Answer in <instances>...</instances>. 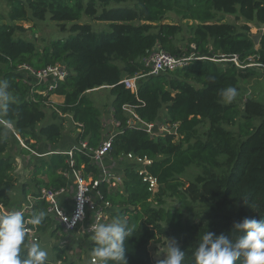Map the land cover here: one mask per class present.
I'll return each mask as SVG.
<instances>
[{"label": "trees", "instance_id": "1", "mask_svg": "<svg viewBox=\"0 0 264 264\" xmlns=\"http://www.w3.org/2000/svg\"><path fill=\"white\" fill-rule=\"evenodd\" d=\"M6 7V11H0V80L8 81L13 99L7 117L0 119L10 121L13 130L6 139L0 136V201L4 205L9 202L7 186L14 181L13 164L5 153L11 140L16 141L15 134L33 150L40 140L51 145L50 152L37 156L40 159L32 167L33 194L42 186L68 185L62 172L70 167V160L85 178L94 181L100 176L87 154L73 150L68 155L59 142L65 135L66 117L62 115L81 123L76 143L86 140L94 147L100 142L104 133L102 111L87 92L106 87L112 96L111 116L120 130L113 136L109 158L118 159L129 152L147 155L152 159L147 170L158 181L157 190L148 191L133 164L127 162L117 188L106 181L96 185L111 204L107 210L111 221L124 217L129 226H134L133 234L125 241L128 264H157L149 244L168 237L176 239L184 250L183 264H196L194 253L207 231L235 240L240 233L232 229L234 222L245 217L264 219V104L249 97L243 99L242 106L225 103L220 95L229 86L238 89L240 80L257 76L264 67V28L256 46L248 34V25L238 28L217 18L219 13L234 14L264 25V0H6ZM168 13L192 23H162ZM83 15L107 22L108 30L95 31L90 24L81 23ZM47 17L60 23L67 36L38 48L26 37L19 22ZM154 46L173 55L194 52L208 58L193 59L171 71L147 74L137 81V91L133 93L122 79L148 72L142 60ZM220 54H237L243 63H249L246 58L252 56V64L236 66L225 62L222 66L209 58ZM23 63L36 70L63 63L69 74L49 90L17 72V66ZM43 90L46 95L39 93ZM53 94L63 96V103L47 105L48 96ZM125 105L145 122L163 119L177 123V133L151 138L143 129L128 125ZM46 117L48 120L42 123ZM4 131L0 123V134ZM28 148L21 151L27 153ZM191 165L201 167V173L194 181L186 182L181 176ZM22 194H28L25 184ZM168 199L174 203L167 205ZM196 203L210 209L206 215L208 228L188 216ZM45 205L43 200H35L28 217L44 212ZM50 223L45 215L42 223L34 227L41 231ZM82 237L93 255L91 236ZM25 243L29 245L28 235ZM63 256L61 250L56 258L61 260ZM234 264H242V259Z\"/></svg>", "mask_w": 264, "mask_h": 264}, {"label": "built area", "instance_id": "2", "mask_svg": "<svg viewBox=\"0 0 264 264\" xmlns=\"http://www.w3.org/2000/svg\"><path fill=\"white\" fill-rule=\"evenodd\" d=\"M192 49L194 44L190 45ZM208 58L207 56H199L192 52L191 54L173 55L161 49L159 46H154L142 60L143 64L148 68L146 74L135 73L132 76H126L122 79L124 86L131 92L136 93L137 81L147 74H158L167 72L176 68L184 67L193 59ZM214 61L230 62L236 66L251 65V56L246 59L249 63H243L237 54L223 55L218 57H209ZM17 72L24 74V77L33 79L36 83H42L47 86V89H52L58 81L64 80L69 69L63 63H56L40 69H33L31 66L23 63L17 66ZM97 89V88H96ZM40 94L46 95V90L39 91ZM47 105L53 106L50 101ZM124 110L129 113L127 123L131 127L143 129L151 138L157 139L166 134L177 133V123H169L165 120L155 122H145L141 120L134 112L131 106L125 105ZM56 110V108L54 107ZM57 112L61 114L58 110ZM63 116V115H62ZM115 126L119 123L113 120ZM81 127V123H77ZM120 131L119 129L116 131ZM116 132H110L104 137L96 147L88 145L86 140H79L67 150H63L68 155L72 154L73 150L83 151L87 154L93 164H95L100 172V176L94 181L92 178H85L80 170L74 169L73 161H68L69 168L62 172L68 179V185L60 188L45 187L38 188L35 194H27V203L20 209L14 211H22L25 219H29L28 213L32 210L35 200H43L46 205L44 213L51 220V227L58 234L69 233L74 235L92 236L91 227L97 223H106L108 216L107 210L111 207L108 200L103 198V195L96 190V185L101 181L109 182L110 186H119L122 182V176L111 171L110 165L106 159L112 148V139ZM22 139L20 140V142ZM33 154L35 151L30 150ZM59 150H54L58 152ZM121 158L132 163L141 181L147 186V190L154 192L157 190L158 181L155 176L148 172L147 166L152 163V159L147 155H139L134 153H123ZM69 188L72 193L69 194ZM8 211L0 203V214H7ZM29 242H32L36 229L30 224L27 225ZM92 262H95V257L92 256Z\"/></svg>", "mask_w": 264, "mask_h": 264}, {"label": "rangeland", "instance_id": "3", "mask_svg": "<svg viewBox=\"0 0 264 264\" xmlns=\"http://www.w3.org/2000/svg\"><path fill=\"white\" fill-rule=\"evenodd\" d=\"M8 8L6 7V0H0V11H6ZM217 18L221 22H227L234 24L236 27L240 28L242 24H246L249 26L248 34L251 38L254 35L261 34V31L264 28L263 24H259L257 22H247L242 17L231 14H221L217 15ZM81 23H88L92 26L95 31L108 30L107 22L104 21H95L89 18L88 16L83 15ZM162 23H171V24H179L184 26L186 23H192V21L181 20L180 17L176 16L173 13H168L167 18ZM19 24L25 29V34L28 39H31L38 48L42 47L46 42L57 39L61 37L67 36V33L60 29V23L50 20L48 17L42 21L35 22H19ZM71 23H67L70 25ZM186 34L183 33V37ZM257 46V45H256ZM252 58V56H251ZM225 65V62H219ZM259 70L257 76L249 77L247 79L240 80L239 88L237 89L238 95L233 102L238 103L242 106L243 99L246 97L252 98L256 101L262 102L264 104V75H262V69ZM21 73V72H20ZM260 75V76H259ZM87 96L97 105L102 111V121L104 124V134L110 131L108 129H115L111 122H114L111 116L110 111V103L112 100V96L109 93V90L106 87L97 88L93 91L87 92ZM51 102V101H50ZM51 104H53L51 102ZM164 110L160 111L161 117L164 115ZM49 115V111L47 112V116ZM112 119V120H111ZM47 117L42 121V123L46 122ZM163 120V119H162ZM229 128V126H226ZM74 129L73 126L69 123V118L66 117L63 121V130L68 131L70 129ZM236 130V127H232ZM32 143V141H31ZM25 146V142H18L16 145H10L5 154H7L14 164V170H11V174L13 177V184L7 186V195L9 196V202L7 205H4L2 201H0L1 205L5 207L8 211H14L24 202V197L22 194V184L26 185V190L28 194H33L35 186L32 182L31 172L33 171V165L39 161V157L46 155L50 151V147L42 140L38 141L36 144V149L39 150L36 156H30L27 153H23L21 149ZM65 148V146H61ZM25 148V147H24ZM30 154H33L31 151ZM25 156H24V155ZM127 160L122 158L112 159L109 158V165L111 171L115 174H122V167L127 163ZM201 173V167L196 165L189 166L185 173L181 176L186 182L194 181V178ZM33 188V189H32ZM38 190V189H37ZM72 189L69 188V194H71ZM27 199V196H25ZM172 199H168L167 205L173 204ZM210 209L201 204L196 203L194 210L188 214V216L195 222L199 224L203 228H208L209 222L207 220V212ZM50 226V227H49ZM48 226V229L45 230H37L35 232V236L32 242H29V245L32 243H37L40 247L47 251L48 260L54 264H95V262L91 261L92 254L87 250V242L84 240L82 236L61 233L58 234L56 230L53 231L51 224ZM168 239L172 240L174 238H162L158 242H152L149 244V251L151 257L154 260L163 259L167 254V245ZM176 241V239H175ZM177 242V241H176ZM178 246L180 244L177 242ZM64 251V256L61 260H57L56 255L59 251Z\"/></svg>", "mask_w": 264, "mask_h": 264}, {"label": "clouds", "instance_id": "4", "mask_svg": "<svg viewBox=\"0 0 264 264\" xmlns=\"http://www.w3.org/2000/svg\"><path fill=\"white\" fill-rule=\"evenodd\" d=\"M7 80H0V118L7 117L13 97ZM225 103H232L238 95L235 87L220 91ZM5 131L0 134L6 139L13 125L0 119ZM45 218L43 211L34 212L25 219L22 211L0 214V264H47L48 253L39 244L27 245V225H40ZM239 237L235 240L221 233L207 231L194 253L196 264H234L242 259V264H264V219L245 217L234 222L233 228ZM91 240L94 242L95 264H128L125 241L134 232L127 218L116 217L110 223H97L91 227ZM26 250V255L24 254ZM185 252L175 239L169 240L167 254L157 264H183Z\"/></svg>", "mask_w": 264, "mask_h": 264}, {"label": "crops", "instance_id": "5", "mask_svg": "<svg viewBox=\"0 0 264 264\" xmlns=\"http://www.w3.org/2000/svg\"><path fill=\"white\" fill-rule=\"evenodd\" d=\"M42 84V83H41ZM45 85V84H44ZM63 100H64V97L63 96H61V95H56V94H53V95H50V96H48V99H47V101H51L53 104L52 105H57V104H61V103H63ZM63 117H68L69 118V120L72 122V120H71V116L70 115H63ZM112 120V119H111ZM70 123V122H69ZM112 123V125H114L113 127H115V129H108V130H110L107 134H109L110 132H116L117 130H118V126H115L116 124H114L113 122H111ZM71 126H73V128L74 129H70V130H68V131H65V130H63V133H65V135L63 136V138H62V140L59 142V145H61V146H65V149L64 150H67L71 145H73V144H76V141H75V137L77 136V134L79 133V131H80V127H78V125L76 124V122H72V125ZM75 126V127H74ZM103 126H104V124H103ZM77 127V128H76ZM104 132V131H103ZM104 137H106V134H104L103 133V137H102V139L104 138ZM15 138H16V141L15 140H11V142H10V144H9V147H10V145H16V144H18V142L21 140V138H20V136L19 135H17V134H15ZM101 139V140H102ZM100 140V141H101ZM99 144V143H98ZM97 144V145H98ZM46 145H48V148L49 147H51V145H49V144H46ZM96 145V146H97ZM96 146H94V147H96ZM25 148H28L27 146H26V144H25V146H24ZM29 149V151L30 150H33V149H30V148H28ZM37 152H39V150H37V149H35ZM54 151V150H53ZM50 152V151H49ZM48 152V153H49ZM47 153V154H48ZM24 155V154H23ZM33 155H37V153L36 154H33ZM25 156V155H24ZM121 158V157H120ZM123 159V158H122ZM106 162H107V164L109 165V155L107 156V159H106ZM13 170H14V164H13ZM122 170V169H121ZM122 175V174H121ZM90 178V177H89ZM109 183V182H108ZM112 187V186H111ZM112 188H117V186L116 187H112ZM72 193V192H71ZM27 199H25V197H24V202L21 204V205H19L18 206V208L16 209V210H18V209H20L24 204H26L27 203ZM110 210V209H109ZM107 216H108V219H107V221H106V223H110L111 222V218H110V216H109V213L107 212ZM51 224V223H50ZM50 227V226H49Z\"/></svg>", "mask_w": 264, "mask_h": 264}, {"label": "water", "instance_id": "6", "mask_svg": "<svg viewBox=\"0 0 264 264\" xmlns=\"http://www.w3.org/2000/svg\"><path fill=\"white\" fill-rule=\"evenodd\" d=\"M260 37H261V34L254 35V36L252 37L253 43H254L255 45H259Z\"/></svg>", "mask_w": 264, "mask_h": 264}]
</instances>
